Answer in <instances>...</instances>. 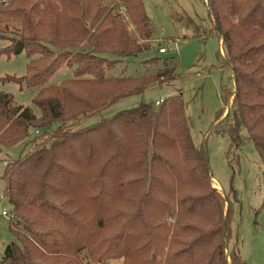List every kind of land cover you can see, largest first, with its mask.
<instances>
[{"label": "trees", "instance_id": "trees-1", "mask_svg": "<svg viewBox=\"0 0 264 264\" xmlns=\"http://www.w3.org/2000/svg\"><path fill=\"white\" fill-rule=\"evenodd\" d=\"M5 1L0 26L21 29L10 38L8 26L0 27V39L12 41L9 55L37 57L27 76L1 81L38 89V113L0 92V151L21 142L32 146L7 165L3 177L18 223H11L16 241L0 264H83V249L100 263L246 264L229 248L231 202L212 187L207 151L193 143L181 96L84 129L64 126L82 124L123 97L180 78L171 58L145 61L150 70L141 75H110L121 59L152 48L154 28L142 0H106L93 14L85 0ZM204 2L231 73L223 90L230 112L223 119L220 113L212 132L228 134L230 158L247 131L264 162V0ZM119 5L130 22L113 15ZM109 34L113 43L104 39ZM65 63L74 68L73 78L49 83Z\"/></svg>", "mask_w": 264, "mask_h": 264}, {"label": "rangeland", "instance_id": "rangeland-1", "mask_svg": "<svg viewBox=\"0 0 264 264\" xmlns=\"http://www.w3.org/2000/svg\"><path fill=\"white\" fill-rule=\"evenodd\" d=\"M142 2L154 28L152 48L138 57L121 59L110 75L124 77L141 75L150 70L145 61L153 58L162 60L171 58L178 62L180 78L168 84L151 87L141 94L123 97L105 108L100 115L82 124L68 121L64 126L72 127L74 130L84 129L121 112L145 104L155 106L157 101L181 96L193 143L198 148L206 149L212 175L221 186L212 180V187L221 194L224 191L231 202L229 248H235L246 264H264V162L247 131L242 132L243 143L238 150L234 149L230 158L228 154L231 150V139L228 134L212 132L219 123L217 119L220 113L224 112L222 119L227 114L228 107L223 90L229 85L231 73L224 66L222 58L224 54L221 56L219 38L211 33L213 23L207 5L204 0H142ZM83 3L87 12L93 14L100 4H107V1L85 0ZM113 15L116 16L115 11ZM5 26H8L7 37L14 38L16 34L21 33L18 25L10 23L1 24L0 27L3 29ZM97 26L96 28H99L100 23ZM127 29L133 39L138 38L132 24H128ZM67 31L66 33H71L72 27ZM89 31L91 35L95 33L92 28ZM114 36L116 37V33ZM104 39L106 42H114L113 34ZM11 45V40L0 39V92L13 95L17 105L38 113L33 105L38 89L1 81L10 77L27 76L29 62L37 57L29 58L26 52L9 55L8 48ZM160 48H165L167 53L160 54ZM106 57L111 60L117 59L110 55ZM73 76L74 68L65 63L49 83L60 85ZM230 89L235 93L234 85L231 84ZM231 91L227 89L226 92L229 104H232L234 97L230 94ZM31 149L32 146L27 145V142H21L0 151V262L8 245L16 241L11 223H18L12 215L13 208L4 195L3 177L7 165ZM4 212L8 213V218L2 215ZM17 227L22 228L21 225ZM22 233L24 234L23 231ZM228 253L227 251L226 255ZM79 261L83 264H124L123 259L94 262L88 258L85 249L81 251ZM228 261L230 262V255Z\"/></svg>", "mask_w": 264, "mask_h": 264}, {"label": "built area", "instance_id": "built-area-1", "mask_svg": "<svg viewBox=\"0 0 264 264\" xmlns=\"http://www.w3.org/2000/svg\"><path fill=\"white\" fill-rule=\"evenodd\" d=\"M7 3L8 2L5 1V0H0V7L2 5H6ZM116 14L122 16L123 18L126 19V21L130 22L129 17L127 16L126 11H125V9L122 6H120V5L118 6V8L116 10ZM159 53L160 54H166L167 53V50L165 48H160ZM162 102H163V100L157 101L155 103V106L156 107L160 106L162 104ZM2 215L5 216V217H7V218L9 217L8 216V213H6V212H4Z\"/></svg>", "mask_w": 264, "mask_h": 264}, {"label": "water", "instance_id": "water-1", "mask_svg": "<svg viewBox=\"0 0 264 264\" xmlns=\"http://www.w3.org/2000/svg\"><path fill=\"white\" fill-rule=\"evenodd\" d=\"M219 37H220V39H221V37H222V34L221 33H219ZM222 52V51H221ZM236 92H237V90H235V94H236ZM230 112V107H228V110H227V114H226V116L228 115V113ZM225 116V117H226ZM223 196H224V198H226L227 197V195L225 194V192L223 191Z\"/></svg>", "mask_w": 264, "mask_h": 264}, {"label": "crops", "instance_id": "crops-1", "mask_svg": "<svg viewBox=\"0 0 264 264\" xmlns=\"http://www.w3.org/2000/svg\"><path fill=\"white\" fill-rule=\"evenodd\" d=\"M219 44H220V46H221V41L219 40ZM213 180L220 186V184L214 179V177H213ZM221 187V186H220Z\"/></svg>", "mask_w": 264, "mask_h": 264}]
</instances>
